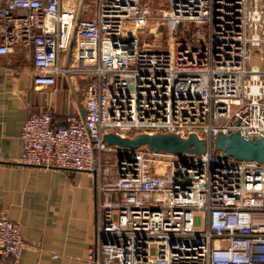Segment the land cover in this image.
I'll use <instances>...</instances> for the list:
<instances>
[{
    "label": "built area",
    "instance_id": "built-area-1",
    "mask_svg": "<svg viewBox=\"0 0 264 264\" xmlns=\"http://www.w3.org/2000/svg\"><path fill=\"white\" fill-rule=\"evenodd\" d=\"M83 3L0 0V55L27 48L33 85L83 83L81 115L55 126L47 113L24 119L17 158L94 176L81 264L264 263V163L211 146L216 133L264 132V0ZM158 20L168 39L141 41ZM161 44L170 51L154 49ZM252 49L258 66L247 65ZM107 133L194 134L206 148H123L103 142ZM21 243L0 209V256L15 261Z\"/></svg>",
    "mask_w": 264,
    "mask_h": 264
},
{
    "label": "crops",
    "instance_id": "crops-1",
    "mask_svg": "<svg viewBox=\"0 0 264 264\" xmlns=\"http://www.w3.org/2000/svg\"><path fill=\"white\" fill-rule=\"evenodd\" d=\"M33 74L22 45L0 55V209L18 223L22 242L17 259L1 255L0 264H81L92 233L94 176L17 158L24 119L47 113L55 126L67 114L81 115L83 83L72 75L69 82L57 76L53 85L37 86Z\"/></svg>",
    "mask_w": 264,
    "mask_h": 264
},
{
    "label": "water",
    "instance_id": "water-1",
    "mask_svg": "<svg viewBox=\"0 0 264 264\" xmlns=\"http://www.w3.org/2000/svg\"><path fill=\"white\" fill-rule=\"evenodd\" d=\"M179 28V24L176 25ZM71 41L66 51L65 63L69 54ZM102 141L108 145L123 148L145 147L155 152H203L206 142L198 139L194 134H188L182 138L171 133H139L132 137H119L112 133L102 136ZM212 149L222 152L223 156H231L235 159H254L264 163V132L261 136L242 137L238 133H216L211 142Z\"/></svg>",
    "mask_w": 264,
    "mask_h": 264
},
{
    "label": "rangeland",
    "instance_id": "rangeland-1",
    "mask_svg": "<svg viewBox=\"0 0 264 264\" xmlns=\"http://www.w3.org/2000/svg\"><path fill=\"white\" fill-rule=\"evenodd\" d=\"M66 1L68 5L65 8L72 7L77 10V8L79 7L80 0H66ZM90 3H92V0H84L83 6L90 8L92 6ZM153 6H155L154 3H153ZM61 8L64 9L62 5H61ZM166 24L167 23L165 21H161V20L149 23L148 26L141 33L140 40L141 41H149V40L150 41L152 40H159V41L162 40L163 41L164 39H168ZM152 31L155 33H152ZM153 46H154V49L158 48L163 51H167V52L170 51L168 46L164 44H161L160 46H157V45H153ZM72 53H73V50L71 51L69 63H71L72 65H76L73 60V57H71ZM247 65H257V66L259 65L257 51L255 49H252L250 51ZM202 140L205 142L204 139ZM112 159H113V155L111 156L110 160L112 161Z\"/></svg>",
    "mask_w": 264,
    "mask_h": 264
}]
</instances>
